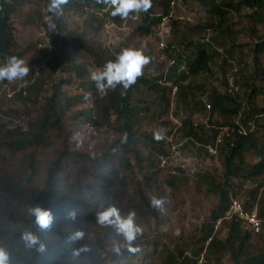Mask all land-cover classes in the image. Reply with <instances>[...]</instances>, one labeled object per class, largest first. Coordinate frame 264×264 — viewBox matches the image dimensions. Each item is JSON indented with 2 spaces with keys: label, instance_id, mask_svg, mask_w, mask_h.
Segmentation results:
<instances>
[{
  "label": "trees",
  "instance_id": "16d2710c",
  "mask_svg": "<svg viewBox=\"0 0 264 264\" xmlns=\"http://www.w3.org/2000/svg\"><path fill=\"white\" fill-rule=\"evenodd\" d=\"M18 1L21 0H0V66L5 63L6 57L21 58L30 50L18 49L10 27V17ZM171 1L151 0L152 7L148 12L137 15L138 24L133 27L131 34L144 38L152 35L162 20L168 17ZM191 1L204 7L205 20L201 24L188 27L187 35L182 34L177 43L170 41L166 45L168 49L160 50L161 54L164 53L165 56L168 54L166 66L161 61L156 74L150 75L144 70L137 82L128 89L117 85L103 96L97 92L94 82L91 81L87 65L91 64L97 70H102L107 62L115 61L119 52L106 54L105 50L94 48L92 38L100 32L105 21L118 23L121 18L111 16L112 7L97 3L96 0H68L67 5L61 6L62 12L59 16H54L46 9L44 15L52 17L55 29H50L48 23L41 22L40 25L55 46V51L49 55V61L45 62L44 69L36 78H32L33 69L42 61L43 53L39 54L41 59H36L37 62L32 63L33 68L24 78L28 81L22 89L25 95L21 96V90L17 91L16 85L12 100L36 102L46 85L44 75L52 76L56 71L64 75L55 84L50 85V95L45 99L41 119L32 125L31 130L8 128L7 120L0 116V148L6 154V158L3 156V162L8 163L17 159L25 168L22 172L27 175L26 181L30 182L35 175L36 147L44 142L52 128L59 126L65 112L74 106L84 104L85 95L89 96L91 107L79 111L73 118L82 117L84 122L90 124V128L101 121L114 128L119 136L112 142L110 151L103 152L99 157L89 158L77 153L78 158H73L72 154L61 152L46 168L40 188L28 189L22 185L23 183L20 185L22 181L18 179L19 177H13L6 172L1 174L5 190L14 195L25 194L27 191L32 193L33 197L41 200L39 207L49 209L53 215V222L47 229H41L31 214L11 220L3 219L0 215V248L7 253L8 264H71L83 255L84 252L80 251L83 249L82 239L70 240L69 237L76 231L64 227V224L73 225L78 219L95 222L98 212L115 206L114 199L124 186L123 172L131 171L135 166L141 178L145 179L144 170L153 167L154 159L167 156L165 138L156 140L152 132L139 133L140 123L152 107L151 115L146 118L148 121H156L155 129L161 130L169 125L162 118L171 106H174L177 112L181 110L180 108L189 107L187 95L190 94V87L182 83L194 71L202 73L207 71L212 56L217 55V48L213 45L221 47L228 57L232 55L233 45L230 42L236 29L231 15L251 23L254 28L250 29V33L255 35V39L249 49L248 67L236 65L233 69L232 65H228V72L223 71L222 76L225 89L219 91L211 87L207 93L206 106L209 117L221 119L222 122L218 124L208 120L209 127L205 130L201 125H193L189 117H183L174 127L185 145L196 146L205 154H207L205 146L213 143L218 135V127L227 126L232 130L222 138L214 154L221 159L220 173H197L194 178L196 190H201V187L205 186L208 194L215 197V204L207 220L199 227L198 237L194 235L192 237L194 240H190V237L185 243L177 242L172 250L167 246H161L157 255L160 264H198L200 257V264H213L221 253H228L235 264H264L262 221L264 208H260L257 213L260 220L258 232L252 233L237 221L223 220L212 236V224L222 216L228 203L236 199L232 197L234 187L236 192H239L246 180L257 182L256 186L244 192L246 199L241 203L244 210L250 209V204L258 196L259 190L261 191L259 202L264 200V30L259 35L255 31L256 26H264V0ZM50 3L51 0H48V8ZM156 7H161V13L156 14ZM243 11L247 13L241 14ZM76 12L83 16L78 27L79 32L69 29V20ZM131 16L133 14H130ZM205 32H211L212 36L205 38ZM199 33L202 35L196 37ZM188 35L195 36V41L187 39ZM225 44L229 46L223 48ZM228 76L232 78L235 89L227 87ZM6 84V80L0 81V91ZM73 84L74 89L81 93L68 95L67 89L62 88ZM258 97L261 103L256 102ZM204 107L199 100L192 103V109L196 112L204 111ZM7 112L14 111L10 109ZM111 117L114 118L115 127L109 122ZM236 117L238 120L234 123L233 119ZM166 133L170 134L169 131ZM140 145L147 146L144 157L139 156ZM245 153L253 154L256 162L247 165L243 156ZM128 156L134 159V165L129 163ZM66 160H69L71 165L85 160L91 164V174L99 187L96 206L90 205L86 200L87 197L81 187L69 188L64 183L65 177L62 176L65 174ZM176 179L171 176L166 181L170 189H175ZM138 193L142 195L141 191ZM140 201L142 203V197ZM69 213H75V219H69ZM26 231L38 237L40 244L43 245L42 251L38 250L39 245L28 247L25 244L22 234ZM222 231L224 235L220 238ZM252 235L255 236L257 243L263 244L262 248L252 243ZM144 244H151V241L136 240L132 247L140 251ZM77 251L79 254L73 255ZM137 252H129L123 248L119 255L110 251L108 256L115 261L113 264H117Z\"/></svg>",
  "mask_w": 264,
  "mask_h": 264
},
{
  "label": "rangeland",
  "instance_id": "374dc122",
  "mask_svg": "<svg viewBox=\"0 0 264 264\" xmlns=\"http://www.w3.org/2000/svg\"><path fill=\"white\" fill-rule=\"evenodd\" d=\"M17 3L10 17V27L18 49H30L20 59H23L31 70L33 68L32 63H35V61L37 62V60L42 58V61L48 62L50 58V56L45 54L40 58L34 48L35 43L38 41V31L41 27L42 17L46 9H48V0H21ZM161 11V7L155 8L156 14L161 13ZM245 13L247 12L243 11L241 14ZM74 15L69 20V29L79 32L80 28L78 27L81 25L83 16L79 12ZM205 15L204 7L194 1L172 0L169 5L168 17L162 20L152 35L144 38L134 37L131 34L133 27L138 24V16L133 14L128 19H121L118 23H113L110 20L105 21L100 32L92 38L93 47L105 50L106 54L120 53L124 48L140 50L145 56L151 58V62L145 66L144 70L148 71L150 75L156 74L160 69L161 61L166 66L168 58V54L165 56L164 53L161 54L160 50L168 49L166 45L170 41L177 43L182 34L187 35L188 27L203 23ZM231 17L232 22L235 24V31H237V33L234 31L233 39L230 42L233 45L232 55L228 57L221 47L213 45L214 48H217V55L212 56L207 71L204 73L194 71L182 83V85H189L190 87V94L187 95L189 107L187 109L180 108L182 111L177 112L174 106H171L162 118L169 125L161 130L155 129L156 121H148V118H146L151 115L152 107L145 119L140 123L139 133L148 134L152 132L155 135L157 131H160L162 137L165 138L167 156H159L160 158L154 159L153 167L144 170L145 179L141 178V174H138V169L135 166H133L131 171L122 173L125 177L124 186L123 190L116 195L114 205L119 209L122 218H126L129 211H135L134 223L143 230L142 235L137 240H142L143 242L149 240L151 244H144V247L135 255L128 256L117 264H160L157 251L160 250L161 246H167L169 250H172L173 245L177 242L185 243L190 237V240H194L192 237L194 235L199 236V227L209 217L215 204V197L208 194L205 186L201 187V190H196L194 178L197 173H220L221 159L218 155H210L207 152L205 154L203 151H199L196 146L185 145L179 132L174 130V127L179 124L180 119L183 117H189L193 125H201L205 130L209 127L207 124L208 120L218 124L222 122L221 119L209 117L206 107L207 93L211 87L217 88L219 91L225 89L222 76L224 74L223 71L228 72V65H232L233 69H235L236 65L248 67L250 63L249 49L255 39V35L253 36L250 33V29L254 28L251 23L245 19L240 20L236 15H231ZM172 22L174 23L173 25ZM47 23L49 24V20ZM255 29L256 34L259 35L263 32L264 26L258 25ZM200 35L202 33L197 34L196 37ZM211 36V32H205V38H210ZM196 37L188 35L187 39L195 41ZM227 46L229 44H225L223 48H227ZM32 59H34L33 62L31 61ZM95 69L97 68L93 65H87L89 72L92 73L96 71ZM144 70L143 73L145 72ZM63 75L60 71H56L52 76L44 75L46 85L36 102L12 100L11 96L15 93V86L19 80L11 83L7 81V84L2 86L0 91V116L7 120V127H19L25 131L31 130L32 125L41 119L45 99L50 95V85L55 84ZM235 88L233 87L232 89ZM62 89H67L68 95L81 93L79 90L74 89V84ZM85 98L84 104L74 106L65 112L59 126L52 128L44 142L36 147L34 153L35 175L30 182L26 181L27 175L22 172L25 168L19 164L17 159L8 163L3 162L6 154L0 148V215L3 219L11 220L18 219L21 216H30L29 209L39 206L41 203L40 199L33 197L34 195L28 191L25 194L14 195L5 190L1 177L3 172L11 174L13 177H19L18 179L22 181L20 185L23 183L22 185L28 189L40 188L45 177L46 168L61 152L72 154L71 157L73 158H78L77 153L94 158L99 157L103 152L110 151L112 142L119 136L114 128L108 127L101 121L93 128H89L90 124L84 122L82 117L73 118L79 111L91 107L89 96L85 95ZM259 99L260 97L257 98V103H261ZM194 100H199L202 105L204 104V111L196 112L192 109ZM10 109L14 112H7ZM113 119L111 117L109 122L113 125L112 127H115L116 124ZM237 120L236 117L233 122L236 123ZM167 131L170 134H167ZM138 149L139 156L144 157L147 146L140 145ZM243 156L247 165L257 160L251 153H245ZM64 158L66 157H62V159ZM128 160L131 165H134L135 161L131 156H128ZM68 161L66 160L65 174L62 176L65 177L64 183L69 188L81 187L82 192L87 197L86 200L90 205L96 206L99 187L91 174V164L85 160L71 165ZM143 167H145L144 164ZM171 176L177 178L175 189H170L166 184V181ZM256 185V181L246 180L239 192H236L235 187L232 189V197L236 198L235 200L241 205L246 199L244 192ZM138 191L142 192L141 196ZM260 196L261 191L259 190L258 196L251 202V207L248 209V211L253 210L256 216L259 209L264 208V200L259 202ZM140 197H142V203ZM152 197L163 199L162 211L151 206L150 199ZM245 211L248 212L247 209ZM262 221L264 222V217ZM66 226L76 232L84 233L82 247L87 249V251H83L84 253L81 257L75 259L71 264L115 263L114 260L109 258L108 252L113 251L114 242H122L123 237L117 233L114 226H103L98 224L97 220L95 222H85L82 219H78L73 225L65 223L64 227ZM249 230L252 231L251 229ZM252 233L256 232L252 231ZM223 235L224 231L221 232L219 237L222 238ZM251 240L258 248L263 247L261 242H256L254 235L251 236ZM152 246H157V248H152ZM200 262L201 257L198 260V264ZM213 264L235 263L228 253H221L217 256V261H213Z\"/></svg>",
  "mask_w": 264,
  "mask_h": 264
},
{
  "label": "clouds",
  "instance_id": "9594fccd",
  "mask_svg": "<svg viewBox=\"0 0 264 264\" xmlns=\"http://www.w3.org/2000/svg\"><path fill=\"white\" fill-rule=\"evenodd\" d=\"M97 3H104L112 7L111 16H119L122 20L128 19L130 14L147 13L152 7L151 0H96ZM68 0H51L48 11L54 16H59L62 12L61 6L67 5ZM49 28L54 30L55 24L52 17L48 18ZM151 62V58L145 56L140 50L124 48L121 50L115 61L107 62L102 70L94 71L90 74L91 81L94 82L97 92L103 96L109 89H115L121 85L125 90L137 82L142 76L145 66ZM30 72L29 67L23 59L16 56L6 57L3 66H0V81L14 82L23 80ZM160 131L155 134V139H162ZM126 139V134H125ZM150 204L153 208L163 210L164 201L162 198L152 197ZM31 215L35 217V223L41 229H47L53 222V215L49 209L35 206L29 209ZM135 211H129L126 218H122L120 211L115 206L109 207L96 216L97 223L103 226L112 225L117 233L123 237L122 242H114L113 251L120 254L121 249L127 248L129 252H137L138 248L132 247L133 243L142 235V228L134 223ZM69 219H75V213H69ZM84 236L83 232H75L70 240H79ZM22 239L28 247L39 245L38 250H43V245L39 239L31 232L22 234ZM80 251H87L86 248ZM74 252L73 255H78ZM0 264H8V255L4 249L0 248Z\"/></svg>",
  "mask_w": 264,
  "mask_h": 264
},
{
  "label": "built area",
  "instance_id": "2783aa9c",
  "mask_svg": "<svg viewBox=\"0 0 264 264\" xmlns=\"http://www.w3.org/2000/svg\"><path fill=\"white\" fill-rule=\"evenodd\" d=\"M48 17L44 15L42 17V22L47 23ZM35 52L37 54L43 53L47 56H49L51 53L55 51V46L51 43L50 39L45 35L44 30L40 27L38 31V41L35 43ZM45 62L39 61L35 69L32 71V78H36L38 76V73L44 69ZM98 71L97 69H95ZM89 72V71H88ZM91 74V72H90ZM28 84V81L25 79L19 80L17 83L16 90H21V96L25 95L24 90H22L26 85ZM227 87L229 89L233 88L232 85V78L230 76L227 77L226 80ZM207 107V106H206ZM208 108V107H207ZM90 128V126H89ZM231 132L232 130L228 128L227 126H220L218 127V135L215 137L213 143L210 145L205 146V150L208 154L214 155L216 151V147L221 143L222 138L227 135L228 132ZM223 220H234L239 222L240 224L246 226L248 229H251L254 232L258 231L259 227V220L253 210L246 212L239 202L235 199L231 200L226 209L224 210L222 216L218 217L214 223L212 224V232L214 233L216 229L219 227L221 222ZM210 240L207 239V242Z\"/></svg>",
  "mask_w": 264,
  "mask_h": 264
}]
</instances>
